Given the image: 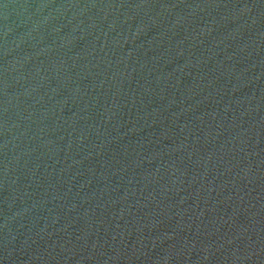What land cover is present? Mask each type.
Returning <instances> with one entry per match:
<instances>
[{"label": "water", "instance_id": "obj_1", "mask_svg": "<svg viewBox=\"0 0 264 264\" xmlns=\"http://www.w3.org/2000/svg\"><path fill=\"white\" fill-rule=\"evenodd\" d=\"M0 264H264V0H0Z\"/></svg>", "mask_w": 264, "mask_h": 264}]
</instances>
